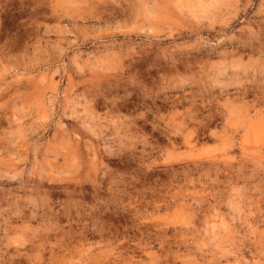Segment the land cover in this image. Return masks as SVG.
I'll use <instances>...</instances> for the list:
<instances>
[{"label": "rangeland", "instance_id": "1", "mask_svg": "<svg viewBox=\"0 0 264 264\" xmlns=\"http://www.w3.org/2000/svg\"><path fill=\"white\" fill-rule=\"evenodd\" d=\"M0 264H264V0H0Z\"/></svg>", "mask_w": 264, "mask_h": 264}]
</instances>
